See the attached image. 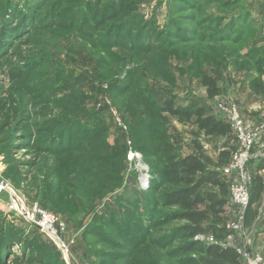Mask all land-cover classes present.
<instances>
[{
  "label": "rangeland",
  "instance_id": "rangeland-1",
  "mask_svg": "<svg viewBox=\"0 0 264 264\" xmlns=\"http://www.w3.org/2000/svg\"><path fill=\"white\" fill-rule=\"evenodd\" d=\"M102 1L101 9L118 0ZM95 3L0 0V264H200V250H179L189 241L175 231L184 222L166 220L172 209L161 206V170L170 155L192 152L221 170L238 139L205 134L194 119L160 107L176 98L228 121L218 109L224 102L248 127L264 120V0H126L100 26ZM121 27L122 36L106 41ZM204 71L220 96H208ZM77 146L85 150L65 151ZM132 150L139 156L129 160ZM255 151L257 143L251 175ZM15 197L62 219L68 260L8 210ZM227 200L222 213L208 215L214 231L198 239L264 264L236 243L264 221V192L248 219L250 205L233 204L231 190Z\"/></svg>",
  "mask_w": 264,
  "mask_h": 264
},
{
  "label": "trees",
  "instance_id": "trees-1",
  "mask_svg": "<svg viewBox=\"0 0 264 264\" xmlns=\"http://www.w3.org/2000/svg\"><path fill=\"white\" fill-rule=\"evenodd\" d=\"M102 2V0H96L95 4L90 5V8L98 13L100 12L99 26L104 25L107 20L119 16L120 12L126 7V0H118L109 4L110 7L101 9L100 4ZM92 16L93 19L97 17L96 14ZM112 29L108 32L106 41L111 40L113 42L123 34L122 27L121 30L119 28L118 30ZM202 84L207 87L210 98L220 96L221 87L218 85L216 78L207 71L202 73ZM255 88L257 89V85H255ZM258 91L264 93V89ZM160 111L167 112L175 117L179 116L188 120L194 119L193 121L198 129L205 134L222 135L228 138L227 141L234 137V131H232L230 123L203 106H184L176 98H168L160 107ZM228 144L226 142L225 146H228ZM74 150L85 149H80L77 146L73 149L72 147L66 148L65 151L73 152ZM228 153V151H225L223 155L228 156ZM165 162V166L161 170L164 182V188L160 195L161 206L172 209L166 216L167 221L184 222L175 231L189 240L180 245L179 250L184 253L194 251V249L200 250L204 256L200 260V264H244L242 254L234 246L215 242L202 245V241L198 239L199 235L214 231L213 226L206 222L209 213L218 216L227 204V195L230 193L227 177L220 170L210 167L198 152L183 156L170 155ZM228 162L229 160L224 165ZM254 162V167L251 170L253 176L249 187L251 199L247 219L252 212V202L264 192V179L260 174V171L264 170V157L257 158ZM207 184L218 187L222 192L219 193L212 189L201 191Z\"/></svg>",
  "mask_w": 264,
  "mask_h": 264
},
{
  "label": "built area",
  "instance_id": "built-area-1",
  "mask_svg": "<svg viewBox=\"0 0 264 264\" xmlns=\"http://www.w3.org/2000/svg\"><path fill=\"white\" fill-rule=\"evenodd\" d=\"M218 107L227 116L239 143V147L232 154L230 162L223 166L220 171L228 178L233 204L245 209L250 205L251 199L249 184L252 175L249 171V164L251 162L252 148L257 140L264 135V120L258 125L248 127L236 105L229 107L224 102H220ZM137 156H139V153L132 150L128 154V159L132 160ZM4 188H0V192ZM7 208L9 211H19L24 218L47 236L50 242L64 254V258L68 260V252L72 241L66 239L67 225L59 216L37 203L30 205V207L26 206L22 200L16 197L12 199ZM238 251L243 256L244 264H262L260 257L252 258L243 249H238Z\"/></svg>",
  "mask_w": 264,
  "mask_h": 264
},
{
  "label": "crops",
  "instance_id": "crops-1",
  "mask_svg": "<svg viewBox=\"0 0 264 264\" xmlns=\"http://www.w3.org/2000/svg\"><path fill=\"white\" fill-rule=\"evenodd\" d=\"M259 12H260L259 15H264V9L260 10ZM252 109H256V106L251 105L249 112L250 111L252 112ZM256 143H257V151H255L254 156H256V158L264 157V136H262V138ZM260 174L263 176L264 179V170L260 171ZM261 224L264 225V221L260 223L257 220L253 224H250L252 226L248 227L245 236L242 235L236 236V243L237 245H240L241 247H244L249 251L251 250L252 252H258L264 256V228L263 229L259 228Z\"/></svg>",
  "mask_w": 264,
  "mask_h": 264
},
{
  "label": "water",
  "instance_id": "water-1",
  "mask_svg": "<svg viewBox=\"0 0 264 264\" xmlns=\"http://www.w3.org/2000/svg\"><path fill=\"white\" fill-rule=\"evenodd\" d=\"M0 182H3V183H5L3 180H2V178L0 177Z\"/></svg>",
  "mask_w": 264,
  "mask_h": 264
},
{
  "label": "bare ground",
  "instance_id": "bare-ground-1",
  "mask_svg": "<svg viewBox=\"0 0 264 264\" xmlns=\"http://www.w3.org/2000/svg\"><path fill=\"white\" fill-rule=\"evenodd\" d=\"M0 187H2L1 184H0Z\"/></svg>",
  "mask_w": 264,
  "mask_h": 264
}]
</instances>
